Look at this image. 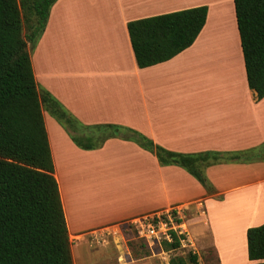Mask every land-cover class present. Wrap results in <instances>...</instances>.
<instances>
[{
	"label": "crops",
	"instance_id": "obj_1",
	"mask_svg": "<svg viewBox=\"0 0 264 264\" xmlns=\"http://www.w3.org/2000/svg\"><path fill=\"white\" fill-rule=\"evenodd\" d=\"M203 5L206 23L190 47L138 65L130 21ZM32 63L38 84L84 125L132 128L183 153L248 151L246 160L205 169L215 187L209 194L124 134L97 149L79 147L44 111L74 264L73 240L102 236L116 223L118 264H170L173 250L144 239L152 253L134 257L121 224L176 205L188 207L197 264L258 262L249 257L247 230L264 223V97L248 84L234 0H57Z\"/></svg>",
	"mask_w": 264,
	"mask_h": 264
},
{
	"label": "trees",
	"instance_id": "obj_2",
	"mask_svg": "<svg viewBox=\"0 0 264 264\" xmlns=\"http://www.w3.org/2000/svg\"><path fill=\"white\" fill-rule=\"evenodd\" d=\"M57 0H0V264H74L72 241L46 127L47 111L83 149L121 137L152 152L161 165H177L206 189L205 169L246 160L248 151L183 153L156 144L117 124L84 125L35 77L32 51ZM248 84L264 97V0H234ZM208 6L132 20L130 39L140 67L167 61L190 47L206 23ZM26 26H25V25ZM25 27V30H24ZM252 264H264V223L247 230ZM163 242L165 250L179 248ZM198 256L171 257L170 264H197Z\"/></svg>",
	"mask_w": 264,
	"mask_h": 264
},
{
	"label": "rangeland",
	"instance_id": "obj_3",
	"mask_svg": "<svg viewBox=\"0 0 264 264\" xmlns=\"http://www.w3.org/2000/svg\"><path fill=\"white\" fill-rule=\"evenodd\" d=\"M20 1L22 2V0ZM50 124V120H47V125L50 126ZM121 233L125 235L134 257L142 258L152 253L145 241L138 237L137 230L131 225L130 220L121 224ZM82 237H84L83 240L80 237L73 240V250L76 251L75 258L77 264H118L116 252V247L118 249V223L106 227L102 236L96 235V233L90 235L86 233ZM104 244L112 245L106 246ZM188 249L184 248L172 251L170 257L177 255L186 256L189 252ZM211 264H214V262Z\"/></svg>",
	"mask_w": 264,
	"mask_h": 264
},
{
	"label": "built area",
	"instance_id": "obj_4",
	"mask_svg": "<svg viewBox=\"0 0 264 264\" xmlns=\"http://www.w3.org/2000/svg\"><path fill=\"white\" fill-rule=\"evenodd\" d=\"M195 204L204 213V201L199 199ZM186 209L188 207L176 205L166 210L154 211L133 217L130 219V223L137 230L138 237L144 239L152 246H163L164 241L173 242L176 236L180 242V246L174 250L189 248V251L195 253L194 245H192L185 222Z\"/></svg>",
	"mask_w": 264,
	"mask_h": 264
}]
</instances>
